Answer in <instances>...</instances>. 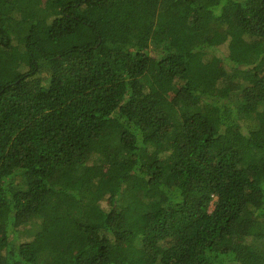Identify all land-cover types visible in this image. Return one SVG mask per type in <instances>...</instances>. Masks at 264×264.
Masks as SVG:
<instances>
[{
    "label": "trees",
    "instance_id": "1",
    "mask_svg": "<svg viewBox=\"0 0 264 264\" xmlns=\"http://www.w3.org/2000/svg\"><path fill=\"white\" fill-rule=\"evenodd\" d=\"M0 264H264V0H0Z\"/></svg>",
    "mask_w": 264,
    "mask_h": 264
},
{
    "label": "rangeland",
    "instance_id": "2",
    "mask_svg": "<svg viewBox=\"0 0 264 264\" xmlns=\"http://www.w3.org/2000/svg\"><path fill=\"white\" fill-rule=\"evenodd\" d=\"M74 39H75V41H76V40H79V39H77V38H74ZM222 52H223V53H227V52H225L224 50H222ZM104 205H105V202L102 203V206H104ZM210 207H211V206H210ZM211 208H212V207H211ZM43 215H44V218H45L46 221H49V220H50V215H51L50 211H46V210L43 211Z\"/></svg>",
    "mask_w": 264,
    "mask_h": 264
}]
</instances>
